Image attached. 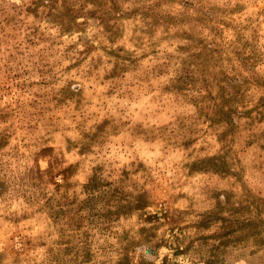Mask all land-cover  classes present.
<instances>
[{
    "label": "rangeland",
    "instance_id": "obj_1",
    "mask_svg": "<svg viewBox=\"0 0 264 264\" xmlns=\"http://www.w3.org/2000/svg\"><path fill=\"white\" fill-rule=\"evenodd\" d=\"M0 264H264V0H0Z\"/></svg>",
    "mask_w": 264,
    "mask_h": 264
}]
</instances>
